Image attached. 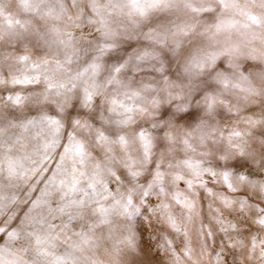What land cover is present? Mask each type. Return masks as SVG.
Here are the masks:
<instances>
[{
    "label": "clouds",
    "instance_id": "1",
    "mask_svg": "<svg viewBox=\"0 0 264 264\" xmlns=\"http://www.w3.org/2000/svg\"><path fill=\"white\" fill-rule=\"evenodd\" d=\"M0 264H264V0H0Z\"/></svg>",
    "mask_w": 264,
    "mask_h": 264
}]
</instances>
